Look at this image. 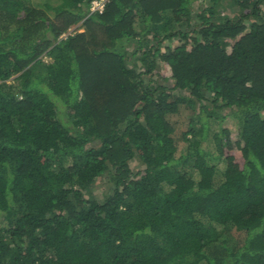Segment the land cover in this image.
Listing matches in <instances>:
<instances>
[{"label": "trees", "instance_id": "trees-1", "mask_svg": "<svg viewBox=\"0 0 264 264\" xmlns=\"http://www.w3.org/2000/svg\"><path fill=\"white\" fill-rule=\"evenodd\" d=\"M93 1L0 0V264H264V0Z\"/></svg>", "mask_w": 264, "mask_h": 264}, {"label": "rangeland", "instance_id": "rangeland-1", "mask_svg": "<svg viewBox=\"0 0 264 264\" xmlns=\"http://www.w3.org/2000/svg\"><path fill=\"white\" fill-rule=\"evenodd\" d=\"M59 0H26V2L30 5V6H34V7H43L44 4L46 2L50 3V4H56ZM50 12V11H48ZM215 12L217 14L218 17H223L224 14H231V8L229 6H223L221 4L217 5L215 7ZM78 26H74L71 28L72 29H76ZM82 29H80L81 31ZM155 80H157L156 82L161 83L162 82V75L161 74H155ZM170 120L172 121L174 127H175V139H176V143H177V154L179 153H184L185 149H186V143L183 139H181V133L184 132V130L186 129V124H187V112L186 111H181L180 113L173 115L170 117ZM217 129V124L215 122H213L211 124L210 127V134L208 137V143L210 146V150L214 153V147L213 144L211 142V132L216 131ZM211 164H214L216 162L215 158H211V160L209 161ZM137 163L133 162L132 165L136 166ZM187 170L189 168V164L186 165ZM220 175H216L215 177V182L217 183L218 181H220ZM110 185L102 182V181H98V183H96L95 185V189L93 190V193L96 196L101 197L102 194H105L108 191V187ZM111 188V187H110Z\"/></svg>", "mask_w": 264, "mask_h": 264}, {"label": "built area", "instance_id": "built-area-1", "mask_svg": "<svg viewBox=\"0 0 264 264\" xmlns=\"http://www.w3.org/2000/svg\"><path fill=\"white\" fill-rule=\"evenodd\" d=\"M103 8V0H95L92 2L91 10L99 9L101 10Z\"/></svg>", "mask_w": 264, "mask_h": 264}]
</instances>
